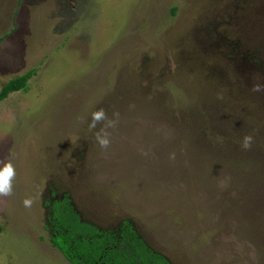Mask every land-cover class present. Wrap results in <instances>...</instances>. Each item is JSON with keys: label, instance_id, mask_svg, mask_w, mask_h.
I'll return each mask as SVG.
<instances>
[{"label": "rangeland", "instance_id": "374dc122", "mask_svg": "<svg viewBox=\"0 0 264 264\" xmlns=\"http://www.w3.org/2000/svg\"><path fill=\"white\" fill-rule=\"evenodd\" d=\"M29 69L0 100V264H71L64 195L171 264H264V0H0V88Z\"/></svg>", "mask_w": 264, "mask_h": 264}, {"label": "trees", "instance_id": "16d2710c", "mask_svg": "<svg viewBox=\"0 0 264 264\" xmlns=\"http://www.w3.org/2000/svg\"><path fill=\"white\" fill-rule=\"evenodd\" d=\"M32 73L29 69L8 79L0 88V100L25 90ZM44 204L48 241L71 264H171L166 255L149 247L129 218L121 219L114 230H102L85 221L65 195Z\"/></svg>", "mask_w": 264, "mask_h": 264}, {"label": "clouds", "instance_id": "9594fccd", "mask_svg": "<svg viewBox=\"0 0 264 264\" xmlns=\"http://www.w3.org/2000/svg\"><path fill=\"white\" fill-rule=\"evenodd\" d=\"M259 85L255 86L254 90H260ZM114 117L118 116V113L113 114ZM104 119V112L103 109L96 110L91 113V119L88 124V127L95 128L96 122ZM115 124V119L108 120L107 126L112 127ZM95 139L101 148L107 147L109 140H108V133L103 132L95 134ZM252 137L250 135H244L240 140V147L242 149H248L251 146ZM14 169L10 162H4L0 164V195L7 196L11 193V178L14 176ZM25 208L31 207L33 203V199L31 197H26L21 202Z\"/></svg>", "mask_w": 264, "mask_h": 264}]
</instances>
